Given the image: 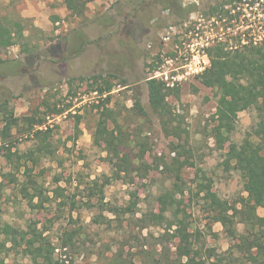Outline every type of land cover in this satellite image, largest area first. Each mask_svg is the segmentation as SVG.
I'll list each match as a JSON object with an SVG mask.
<instances>
[{"label":"rangeland","instance_id":"rangeland-1","mask_svg":"<svg viewBox=\"0 0 264 264\" xmlns=\"http://www.w3.org/2000/svg\"><path fill=\"white\" fill-rule=\"evenodd\" d=\"M223 1L227 0H92L77 15L68 0H0V15H10L24 27L23 39L0 50V60L19 61L24 69L21 74L0 78V99H11L17 117L37 108L49 128L51 145L26 174L24 167L16 169L15 157L7 159L5 149H0V220L40 230L55 248L53 257L65 259L64 264H109L127 233L124 220L120 226L108 206L126 205L130 193H135L139 214L149 209L158 212L162 208L158 197L169 192L175 195V203L168 206V215L175 212L188 221L190 230L200 229L207 246L227 250L229 241L222 226L209 221L202 208L204 194L196 184L210 185L230 205L245 197L239 175L225 170L221 161L230 144L240 142L250 131L254 113H239L230 141L217 149L209 133L215 91L191 79L169 87L174 89L167 102L187 134L177 140L162 131L150 108L146 85L149 73L162 63V51L169 50L161 34L170 25L186 35L196 30L211 35L210 47L237 35L242 44L262 42L264 0L221 7ZM31 53V64L26 66ZM156 56L159 59L153 60ZM105 73H113L127 84L115 86L109 102L89 92L87 82L67 84L72 77ZM18 95L21 97L12 98ZM135 99L144 116L135 115ZM104 114H109L107 129L119 133L122 145H127L123 153L132 158V168L119 176L107 162L97 129ZM11 135L15 137L12 145L20 152L33 147L16 129ZM1 142L0 136V147ZM27 166L32 167L30 162ZM28 175L36 181L35 190H28L29 196L34 195L32 206L21 192ZM93 182L102 189V196L96 190L91 192ZM100 200L106 204L101 206ZM256 211L264 215V209ZM208 226L215 236L208 234ZM159 229L148 228L142 234H155ZM237 229L241 232L243 225L238 224ZM66 240L69 246L63 252ZM123 249V257L138 264L132 256L135 250ZM5 259L11 264H31L22 254L8 252Z\"/></svg>","mask_w":264,"mask_h":264},{"label":"trees","instance_id":"trees-1","mask_svg":"<svg viewBox=\"0 0 264 264\" xmlns=\"http://www.w3.org/2000/svg\"><path fill=\"white\" fill-rule=\"evenodd\" d=\"M91 1L68 0V5L79 15ZM242 1L244 0H227L220 6L234 4L236 7ZM225 13L226 17H229L228 12ZM23 38L22 22L7 14L0 15V50L9 48L15 40ZM31 55L32 53L26 57V66L31 64L29 61ZM208 56L209 67L195 79L200 85L215 91L216 107L211 116L209 133L216 148L221 150L223 145L230 141L236 130L239 113L243 111L254 113V124L250 131L240 142L230 144L221 161V166L225 170L237 172L245 197L230 205L212 191L210 185L196 184L199 191L204 194L203 210L211 223H219L222 226L229 246L222 252L207 246L200 229L190 230L188 221L175 212L169 216L168 206L175 203L174 194L168 192L158 197V202L162 204L158 212L149 209L139 214L136 209L137 197L135 193H130L126 205L108 206V212L116 217L120 226L124 220L127 233L125 243L110 257L109 264H135L131 258L123 257L125 246L135 250L132 256L138 264H264V215L259 216L256 211L258 208L264 209V37L261 43L250 41L248 44H242L241 35L234 36L231 41L225 40L211 46L208 49ZM155 59L158 60L159 57L156 56L153 60ZM22 67L19 61L0 60V78H6L14 73L21 74L24 72ZM149 67L150 70L154 68L152 64ZM76 81L89 83V92L95 93L99 100L104 102L110 101V94L115 86H127L124 79L113 73L72 77L67 79V84L71 87ZM146 85L150 108L156 115L162 131L166 136L180 140L185 130L179 127L176 115L167 102V97L174 88L166 87L163 82L154 79H147ZM18 97L21 95L12 98ZM133 104L135 115L144 116L139 100L135 99ZM55 112L60 114L64 110ZM103 116L106 117L97 122L98 133L105 144L107 162L112 166L113 174L119 176L120 173H126L132 168V158L129 154L123 153L122 149L127 145H122L124 139L119 133L107 129L106 121L109 114ZM45 122L37 108L29 115L17 117L14 115L11 99L8 97L0 99L2 138L0 149H5L4 156L7 159L16 158L18 165L16 169L24 167V174L37 165L39 156L50 151L49 128L45 126ZM14 129L20 136L29 138L33 142V147L20 152L16 145H12L15 137H12L11 131ZM184 134L187 135L186 132ZM27 162H30L31 168L27 166ZM181 166L182 164L178 163V167ZM35 186L36 181L28 175L27 184L21 187L23 198H26L30 205L34 195L29 196L28 190L29 188L35 190ZM90 190L91 192L96 190L102 196V189L95 182ZM100 204L104 206L106 203L100 200ZM238 224L243 225L241 232L237 229ZM156 227L160 228L159 232L142 234L143 230ZM135 229L139 234L134 233ZM207 230L208 234L215 236L216 233L210 226ZM69 240L62 243L61 248L65 249L63 252L67 251ZM169 244H172V247ZM54 249L52 242L43 236L40 230L31 226L25 229L0 220V264H11L5 259L8 252L28 257L31 264H64L65 259L53 257Z\"/></svg>","mask_w":264,"mask_h":264},{"label":"built area","instance_id":"built-area-1","mask_svg":"<svg viewBox=\"0 0 264 264\" xmlns=\"http://www.w3.org/2000/svg\"><path fill=\"white\" fill-rule=\"evenodd\" d=\"M203 34L196 30L186 35L174 25L165 29L161 41L164 45H170L169 50L162 51V63L149 73L147 79L174 87L201 75L210 65L207 51L213 44V37Z\"/></svg>","mask_w":264,"mask_h":264}]
</instances>
